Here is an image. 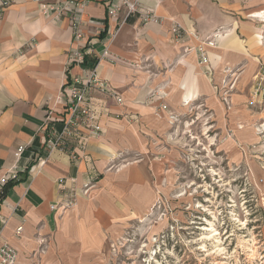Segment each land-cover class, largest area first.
I'll return each mask as SVG.
<instances>
[{"label":"crops","instance_id":"crops-1","mask_svg":"<svg viewBox=\"0 0 264 264\" xmlns=\"http://www.w3.org/2000/svg\"><path fill=\"white\" fill-rule=\"evenodd\" d=\"M58 1L63 0H44ZM141 2L159 23L144 24L135 15L122 24V13L119 21L108 16L105 0L82 10L85 65L95 64L99 77L124 104L93 92L103 112L104 133L85 132L65 151L51 153L45 141L52 130L63 128L67 116L58 95L67 83L86 74L70 64L78 44L69 15L56 18L55 12L45 14L39 2L12 0L0 16V180L9 178L0 185V248L14 247L17 264H103L119 221L143 212L152 188H163L165 146L176 140L169 128L183 122L179 113L192 103L212 112L216 100L226 110L220 96H233L237 82L230 84L229 92L225 85L220 88L231 71L242 82L233 97L237 106L230 108L233 117L225 123L247 127L241 125L249 116L245 102L254 95L263 103L264 94L256 87L248 90L246 83L264 69L255 20L264 17V0ZM211 38L214 47L207 45ZM200 47L208 53V65H200ZM187 100L191 103L184 106ZM260 120L263 123L264 117ZM153 141L160 146L155 159L146 147ZM135 152L143 159L120 163ZM61 179L77 189L90 181L97 185L62 217L51 209L63 196Z\"/></svg>","mask_w":264,"mask_h":264},{"label":"rangeland","instance_id":"rangeland-1","mask_svg":"<svg viewBox=\"0 0 264 264\" xmlns=\"http://www.w3.org/2000/svg\"><path fill=\"white\" fill-rule=\"evenodd\" d=\"M255 20L261 30L256 40L264 46V17ZM235 72L225 82L228 89L237 82L232 110L242 82ZM262 74L246 83L248 90L261 86L264 94ZM220 100L226 110L216 100L212 112L192 103L179 113L183 122L169 128L176 140L165 146L163 188H152L143 212L119 221L103 264H264V100L253 95L245 102L243 129L225 123L233 113ZM146 147L150 157L159 156L157 141ZM131 157L120 163L143 159L138 152Z\"/></svg>","mask_w":264,"mask_h":264},{"label":"built area","instance_id":"built-area-1","mask_svg":"<svg viewBox=\"0 0 264 264\" xmlns=\"http://www.w3.org/2000/svg\"><path fill=\"white\" fill-rule=\"evenodd\" d=\"M43 4L44 13L49 14L55 12L56 18L62 16H68V20L71 26L73 40L78 44L70 55V64H77L86 70V74L81 77H77L70 83H67L58 95V101L64 105L67 116L63 121V128L60 131L52 130L46 141L45 147L49 153L55 150L65 151L69 144L74 140H81L85 132L94 134H103L104 128L101 124L103 112L98 110V104L93 97V92H98L105 95L108 99L113 100L117 104L123 105V98L113 89L109 82L99 77L97 68L94 65L87 67L85 65V58L88 54L86 47L82 45L85 39V34L81 28V16L82 10L90 2H98L101 0H63L58 2H44V0H34ZM108 3L107 14L111 19L120 20V13L123 14L121 23L124 24L132 16H138L140 21L144 24L147 23H159V18L150 10L143 7L141 0H105ZM157 1V0H154ZM12 0H0V16L11 5ZM178 27L173 31L178 33ZM215 38L207 40L209 47L215 46ZM200 56V65L209 64V56L203 47L198 49ZM107 55V52L105 53ZM264 74H262V81ZM225 87L228 86L225 82ZM233 88L229 86L228 92ZM259 89L263 91V87L259 86ZM258 89V91H259ZM230 95L224 96V102L230 109ZM163 110H168V106L162 104ZM173 116V115H172ZM171 116V117H172ZM174 117V116H173ZM114 167V166H113ZM9 178L3 177L0 180V185L6 184ZM59 185L64 190L63 196L55 205L51 206L53 211L60 213V216H64L71 210H73L78 203L80 195L90 197L91 192L96 188V183L90 181L77 189L76 187H68L67 181L64 179L59 180ZM4 225L6 221L2 222ZM23 227L20 226L17 229V234L20 235ZM18 252L17 250L5 244L0 248V264H17Z\"/></svg>","mask_w":264,"mask_h":264},{"label":"bare ground","instance_id":"bare-ground-1","mask_svg":"<svg viewBox=\"0 0 264 264\" xmlns=\"http://www.w3.org/2000/svg\"><path fill=\"white\" fill-rule=\"evenodd\" d=\"M187 103H188V102H187ZM187 103H186V104H187ZM189 103H190V102H189ZM189 103H188V104H189ZM186 104H184V106H185ZM187 106H188V105H187ZM211 230H212V229H211ZM214 231H215V230H214ZM210 232H211V231H210Z\"/></svg>","mask_w":264,"mask_h":264},{"label":"trees","instance_id":"trees-1","mask_svg":"<svg viewBox=\"0 0 264 264\" xmlns=\"http://www.w3.org/2000/svg\"><path fill=\"white\" fill-rule=\"evenodd\" d=\"M85 63H86V61H85Z\"/></svg>","mask_w":264,"mask_h":264}]
</instances>
